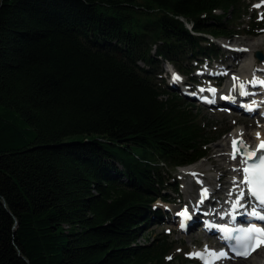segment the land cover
Listing matches in <instances>:
<instances>
[{"label": "trees", "instance_id": "trees-1", "mask_svg": "<svg viewBox=\"0 0 264 264\" xmlns=\"http://www.w3.org/2000/svg\"><path fill=\"white\" fill-rule=\"evenodd\" d=\"M246 13L240 0H0V264H187L166 235L137 241L215 136L157 76L215 56L211 39Z\"/></svg>", "mask_w": 264, "mask_h": 264}, {"label": "rangeland", "instance_id": "rangeland-1", "mask_svg": "<svg viewBox=\"0 0 264 264\" xmlns=\"http://www.w3.org/2000/svg\"><path fill=\"white\" fill-rule=\"evenodd\" d=\"M240 3L246 7L247 13L244 14V18H242L240 21L232 23V31H233V36L231 37V40L226 41V39L220 38L216 40V45L219 49H221V54L216 55V57H211L209 61L214 65L216 69H225V70H220V71H226L227 73L231 72L232 70L238 69L237 64L240 60V57H237L236 52H231V50H228L225 47L227 43H229V48L230 47H238V46H243L245 41L251 40L255 38L256 36H249L247 35L246 31L248 30V24L252 21H257L258 25H261L264 27V0H240ZM257 5H260L259 7H256ZM251 25H254L252 24ZM259 35H264V32ZM221 46H219V45ZM264 56V45L258 49V51ZM255 53V52H254ZM254 53L251 57H254ZM237 57V58H236ZM245 59V58H244ZM243 59V60H244ZM255 62H258L255 59ZM264 63V61H263ZM189 68L188 70L193 71L195 69H200L195 66L193 63H189ZM203 69V68H202ZM201 69V72H202ZM250 69H252V72L255 71L256 69H264V64L258 66V65H251ZM174 71V67L172 64L168 62H164L163 65L161 66V76L159 77V82L160 83H170V76H165L164 74L167 72H172ZM198 74V73H197ZM195 75L193 74V80L196 81V83H199L200 81V75ZM247 77V82L253 80L254 74L251 73L249 75H245ZM190 76H187L188 80ZM256 79L261 78V76L255 75ZM228 79V74L226 77L223 78L222 86L224 88L226 81ZM205 85V84H203ZM236 87V86H232ZM174 91H177L176 89H172ZM178 92V91H177ZM176 93V92H172ZM185 104H188L189 111L192 113V116H194L195 120L197 123L200 125L204 126L205 128L208 127V131L210 134H213L215 136L214 142L209 146L208 149V156L205 159L200 160L194 165H198L202 167V169H207L209 167L208 163L206 162L207 159L211 156L215 155V150L218 149L219 143L226 137V135L234 128L239 125L246 127V129L255 131L258 128H254L252 125V120L254 119H247L245 122H237L235 119L228 117L224 114H214L212 109H205L203 107H200L196 101L193 100H184ZM238 117V116H237ZM264 129V125L262 126ZM261 128V129H262ZM228 129V130H225ZM260 129V128H259ZM227 152V148L225 150ZM226 158L228 156L226 155ZM206 178H204V176ZM217 175L216 173H209L205 172L204 174L198 173L195 177H191L188 175L187 177L181 175L180 169L176 173H174L173 177L169 179V182L173 185V187H177L178 190L175 193H172L169 190L163 192V194L166 196V198L170 199L172 202L170 203H162L158 201L156 204H154L155 208L158 210H161L163 213H169L171 216H167L166 218H162V221L159 222L158 224H152L149 226L148 232L143 236V239L145 240V244H151L155 239L161 238L163 235L167 236V242L171 243L174 248H179L180 251H173L172 254L175 255L174 257H178L179 259L185 261L186 259H190L191 263L187 262V264H198L197 261L195 260L194 257H192L190 254H193L196 249H200L203 247V244L205 242V238L200 236L199 234L196 233H191V234H181L178 232L177 229V224L173 223L174 212L179 211L180 205L183 204H193L197 200V193L198 190L200 189V186L202 184H207L210 181L208 177H213ZM231 175L227 174L225 177L224 182L230 181ZM219 184L215 183L213 187H217ZM224 192V191H223ZM227 193V192H225ZM164 196V197H165ZM221 198V200H219ZM225 198V194H218L212 196V199H217L219 202H222ZM170 211V212H169ZM192 239V241H189V239ZM141 243H143V240H141ZM188 253V258H185L184 254ZM260 254V252H259ZM263 256V254H261ZM258 257V256H257ZM236 263H239L236 262ZM175 264V263H174ZM226 264H229L226 263Z\"/></svg>", "mask_w": 264, "mask_h": 264}, {"label": "snow or ice", "instance_id": "snow-or-ice-1", "mask_svg": "<svg viewBox=\"0 0 264 264\" xmlns=\"http://www.w3.org/2000/svg\"><path fill=\"white\" fill-rule=\"evenodd\" d=\"M257 5L256 7H259ZM264 18V17H262ZM180 77L176 74H173V80H179ZM234 81L237 78H233ZM252 87H261L264 88V80H257L255 75L253 80L249 82ZM204 91V89H201ZM215 94V89L210 90ZM239 91L241 96H247L249 93L246 90V87L243 83L239 84ZM248 111L253 109L249 107ZM241 133V137H242ZM259 139V134H257ZM233 151L230 154L232 160L237 159V155L240 156L239 163L242 165L241 168H234L233 171H242L244 174V179L237 184V181L234 179L233 183L237 184L239 187L240 184L246 186L248 192V199L244 200V190L241 189L237 199L232 204V211L229 215L232 216L233 221H235V213L239 209H243V212L240 214L245 217H250L252 220L259 221L264 223V141H261L260 145L257 147L256 151H250L249 146L243 141V139H233L232 142ZM203 195L207 197V190L204 191ZM231 195V193H230ZM244 200V203L241 201ZM257 205L260 206V210H257ZM249 206L251 210H249ZM180 216L188 219L187 210L179 213ZM181 227H184L183 222ZM223 234V238L227 241H232L231 244L232 251L237 256H242L247 258L250 255L251 251L256 246L257 242L264 244V227H258L255 223L250 224L246 228H228L224 227L219 229ZM194 258H199L204 261V264H215L216 260L227 259L228 254L226 252L216 253L209 251L207 247L203 253L197 252L190 254ZM168 259H171L170 257Z\"/></svg>", "mask_w": 264, "mask_h": 264}, {"label": "bare ground", "instance_id": "bare-ground-1", "mask_svg": "<svg viewBox=\"0 0 264 264\" xmlns=\"http://www.w3.org/2000/svg\"><path fill=\"white\" fill-rule=\"evenodd\" d=\"M263 45H264V35H258L251 40L245 41L243 46L230 47L231 52H236L238 55L237 57H240L241 60L237 64L238 69H236L235 71L232 70L231 72L228 73V79L226 81L225 86L226 85L228 86L230 85L231 87L236 86L238 89L234 91L231 88L224 87L219 92L220 96H228L231 98H237V95L239 93V84L240 83L244 84L247 82V77L245 75H249L253 73L254 75L261 76V78L257 80L264 79V69H262V71L261 69H256L253 72H252V69H250L251 65L255 62V59L251 56L253 55L254 52L258 51V49L262 47ZM225 47H229V43H227ZM220 70H225V69H220ZM234 77L237 78L235 81L233 79ZM248 86H251V84H248ZM250 90H253V89L249 88V91ZM241 133L243 134L242 137H241ZM257 134H259V139L257 138ZM241 138L249 146V149L251 151H255L257 147L260 145L261 141H264V129L262 128V129H257L255 131H252V130L246 129V127H243L241 125L234 127L226 135V137L219 143V145L217 146L218 149L215 150V155L207 159L206 162L209 165L207 169H202V167L198 165L183 167L180 169L181 175L185 177H187L188 175H190L191 177H195L198 173H202V174H204L205 172L216 173L217 175L213 177H208L211 182L205 185H202V186H209L210 189H214V191L218 194L229 195L230 192H233L236 189L235 184L233 183V180L234 179L236 181L241 180L242 171H233L234 168L238 169L242 167L240 166V163H239L240 158L237 157L236 160L232 161L230 157V154L233 151V148H232L233 139L239 140ZM226 148H227V152H225ZM226 155L228 156V158H226ZM227 174L231 175V179L230 181L224 182ZM203 176L204 178H206L205 175ZM215 183H218L219 185L217 187L215 186L213 187ZM199 199H200V196L198 194L197 200L195 201L196 203H193V204H197ZM216 200L217 199L213 200V203L215 206L222 205V204L230 206L235 202V199H233L230 202L227 201L226 197L224 198L222 202L216 203ZM141 240H143V243H145V240L143 238H140L137 241V243L143 244L141 243ZM189 241H192V239L190 238ZM207 242H208V239L205 238V243L203 244V247L200 249H196L194 253H197V252L203 253L206 247L210 251L212 246L206 245ZM261 254H263V256ZM223 264H226V262H223ZM229 264H264V249L260 251V254L259 252H255L254 256L250 257L247 260H240L239 263L229 262Z\"/></svg>", "mask_w": 264, "mask_h": 264}, {"label": "water", "instance_id": "water-1", "mask_svg": "<svg viewBox=\"0 0 264 264\" xmlns=\"http://www.w3.org/2000/svg\"><path fill=\"white\" fill-rule=\"evenodd\" d=\"M255 56L257 57L258 60L262 61L263 56L260 53H256Z\"/></svg>", "mask_w": 264, "mask_h": 264}]
</instances>
